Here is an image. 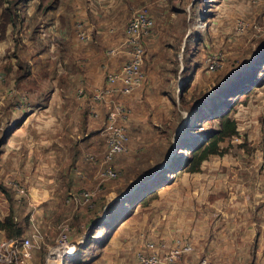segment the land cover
I'll list each match as a JSON object with an SVG mask.
<instances>
[{"label":"rangeland","instance_id":"rangeland-1","mask_svg":"<svg viewBox=\"0 0 264 264\" xmlns=\"http://www.w3.org/2000/svg\"><path fill=\"white\" fill-rule=\"evenodd\" d=\"M85 1L91 24L79 13L74 26L63 18L64 30L38 40L37 22L27 19L16 23L11 47L1 41L14 54H0V220L12 215L24 236L34 224L40 229L29 264H47L63 231L76 253L59 264H137L141 247L168 250L176 240L194 243L181 258L188 264L204 256L211 264H264V237L259 250L247 235L248 227L264 226V203L251 205L264 193V0H117L114 30L102 25L111 1ZM35 2L0 0V13L5 3L23 11ZM138 9L155 22L142 39L146 80L130 95L112 93L95 105L93 96L109 87V59L119 66L125 58L126 28ZM45 37L59 46L47 50ZM88 47L97 54H86ZM37 48L43 54L19 52ZM115 49L119 55L110 54ZM252 75L258 84L249 90ZM113 101L128 114V151L115 164L120 176L105 180L98 173ZM224 113L238 134L200 171H186L193 145L219 131ZM30 190L43 198L30 202ZM81 191L93 193L92 207L66 201Z\"/></svg>","mask_w":264,"mask_h":264},{"label":"built area","instance_id":"built-area-1","mask_svg":"<svg viewBox=\"0 0 264 264\" xmlns=\"http://www.w3.org/2000/svg\"><path fill=\"white\" fill-rule=\"evenodd\" d=\"M154 25L153 18L145 9H141L134 15L126 28L125 48L128 47L124 52L126 59L119 68H108L106 70L108 72L106 78L109 87L105 93H98L93 96L94 104L101 100L107 102L106 95L110 97L112 93L130 95L144 84L146 73L143 69L145 52L142 39L152 33ZM76 29L79 32L83 44H89V36L86 29L79 28L78 25H76ZM110 54H117V52L116 50H111ZM212 65L215 67L214 63ZM91 113L94 117L98 116L96 108H93ZM127 120L128 114L124 108L117 101H113L104 129L108 137V147L102 161H100L101 169L98 176L102 179L114 180L120 175L113 164L119 155L128 151L127 142L129 137L125 126ZM87 159L89 162L97 163L98 161L93 156H88ZM17 191L23 197L27 195V190L23 186H17ZM92 197V192L81 191L70 194L66 201L69 204H75L77 206L86 204L92 207ZM40 232L36 224H34L32 234L29 236L23 235L22 237L8 238L0 230V264H29L32 258V248L35 247ZM176 242L179 245L176 248L168 250L164 246L158 247L153 242L148 243L137 251V264H188L185 261H181V258L185 254L190 255L194 251V243L188 240H183L182 242L181 240H176ZM70 244L68 233L63 231L57 242V246L48 249L46 263L47 261V264L65 263L67 258L72 259L75 257L67 255L72 248H70ZM195 264H211V262L209 257L204 256Z\"/></svg>","mask_w":264,"mask_h":264},{"label":"crops","instance_id":"crops-1","mask_svg":"<svg viewBox=\"0 0 264 264\" xmlns=\"http://www.w3.org/2000/svg\"><path fill=\"white\" fill-rule=\"evenodd\" d=\"M108 1H111V2L108 5V7L106 8V10L104 11L105 15H107V18H105L103 20L102 25L113 29L114 26L120 25V22H119L120 20H118L117 17L119 16V14H121V12L117 6V3H118L117 0H108ZM36 2H39L37 4V7L35 4L29 5L26 8H24V5H21V7L23 8V11H25L24 9L27 10V14H24V16H21V14H20L23 12V11H21L20 6L18 9V5H20V3L16 4V5L5 3L6 5H5L4 10H2V12L0 13V18L2 17V14L4 11H6L7 9L8 10L12 9L16 13L17 17H21V19H15L14 23L9 22L5 25H4V20L1 19L2 26H0V54H3V53L14 54V47H12V50L4 52L6 50V43H3V45H2L1 41H5L7 39L8 43L10 44V47H11V44H12L11 40H13V35H14V39L17 36L15 33L16 31H14L16 23H22L23 21L27 22V19H30L31 21L37 22L36 31L38 33V40L40 38L44 37L46 34L53 37L54 35H56L57 31L64 30L63 27L61 26L63 18L67 19V25L73 24V26H74L75 22H78L77 19H75V18L78 16L79 13L82 15V17H80L78 20H81L85 26L88 24H91V21L89 20V17H88L87 7L85 5V2H86L85 0H43L42 2H40V0H36ZM63 4H66V5L64 6ZM32 9H35V11H36V17L33 20L31 17H29L30 11ZM131 9L133 10V8H131ZM139 9L136 10L135 13H137L139 11ZM112 10H113V14H112V18H111L109 14L112 12ZM64 14H66V15H64ZM104 22H107V23H104ZM111 29H108V34L111 33L110 32ZM22 35L23 34L21 33V36ZM44 39H46L49 44L52 43L51 45L47 44V46H46L47 50L52 51V50H54L56 45L59 46L58 40H55L54 44H53V41L48 40L46 37ZM69 39H71V40L69 41ZM65 40L67 41V43L75 42V40L73 38L69 37L68 35H67V39H65ZM124 42L125 41H123V44H125ZM30 43L33 44L34 41H31ZM20 48H21V45H20ZM86 49H87V51L90 50L88 53H86L87 51H85L84 53H86V54H97L95 49L92 47H88ZM56 50H58V49L56 48ZM20 51L23 52V54H43L42 50H38V48L35 49L34 52L29 51V49H26V50L20 49L19 52ZM124 54H123V56H124ZM116 55H119V54H116ZM124 57L125 58L123 59V62L126 59V56H124ZM109 60L112 62L110 65L113 66V69H117L121 66V65L118 66V64H115V63L113 64V61H115V58H112ZM96 61H97V59H91L90 60L91 63L96 62ZM39 193H41V192H39ZM39 193L35 194L33 192V190H30V197L27 198V200H29L30 202H36V200L40 201L43 198V196H42V194H39ZM262 203H264V193H260L258 200L251 202V205L255 206V208H256L257 206H260ZM254 224H255V222H254ZM263 227L264 226H262V225L251 226V227H248V229H247V235L252 236V238L255 240L252 244L253 249H259L260 250V248L262 247V244H263L262 241H264V239L262 241H260V240L262 237H264Z\"/></svg>","mask_w":264,"mask_h":264},{"label":"trees","instance_id":"trees-1","mask_svg":"<svg viewBox=\"0 0 264 264\" xmlns=\"http://www.w3.org/2000/svg\"><path fill=\"white\" fill-rule=\"evenodd\" d=\"M16 18L17 15L12 9H7L6 11H4L1 17V19L4 20V25L9 22L14 23V20ZM256 83L258 84L257 77L252 75L249 77V81H247L245 85L250 86V90ZM243 88L244 87L240 89L238 88V93H243ZM237 134V122L229 116V113H224L220 118L219 131L214 132L208 139L201 140L199 143L193 145L194 148L192 150V158L190 160L191 165L186 169V171L191 173L200 171L203 162L206 161L209 157L222 154L219 148V144L225 139L234 137ZM118 157L113 164L114 168H116L115 164ZM179 166L181 167V169H185L184 164L180 163ZM0 230L4 232V235L8 238L22 237L24 231L23 227L16 223L12 215H8L3 221L0 220Z\"/></svg>","mask_w":264,"mask_h":264},{"label":"bare ground","instance_id":"bare-ground-1","mask_svg":"<svg viewBox=\"0 0 264 264\" xmlns=\"http://www.w3.org/2000/svg\"><path fill=\"white\" fill-rule=\"evenodd\" d=\"M71 250H72V251H71V252L69 251L70 253L68 252L67 255L74 256V254L76 253V252H75V249H74V250L71 249Z\"/></svg>","mask_w":264,"mask_h":264},{"label":"water","instance_id":"water-1","mask_svg":"<svg viewBox=\"0 0 264 264\" xmlns=\"http://www.w3.org/2000/svg\"><path fill=\"white\" fill-rule=\"evenodd\" d=\"M136 189V188H135Z\"/></svg>","mask_w":264,"mask_h":264}]
</instances>
